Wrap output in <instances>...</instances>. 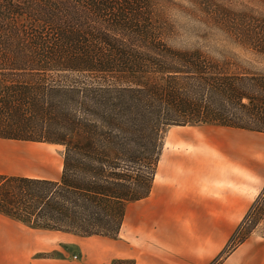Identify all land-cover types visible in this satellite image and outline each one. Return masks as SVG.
<instances>
[{"label": "trees", "instance_id": "1", "mask_svg": "<svg viewBox=\"0 0 264 264\" xmlns=\"http://www.w3.org/2000/svg\"><path fill=\"white\" fill-rule=\"evenodd\" d=\"M251 41L264 53V34ZM233 65L171 45L152 0H0V138L65 147L57 180L0 174V213L118 237L127 203L152 190L168 128L264 133V73Z\"/></svg>", "mask_w": 264, "mask_h": 264}, {"label": "crops", "instance_id": "2", "mask_svg": "<svg viewBox=\"0 0 264 264\" xmlns=\"http://www.w3.org/2000/svg\"><path fill=\"white\" fill-rule=\"evenodd\" d=\"M225 129L249 131L233 127L217 129L218 134H211L212 129L174 131L163 147L150 194L127 203L116 238L83 236L75 251L69 246L61 250V245L69 244L67 235L73 234L62 237L63 232L32 228L0 213V264H111L114 259L213 264L264 185V172L257 164L231 159L240 147L228 149L221 143L220 131ZM5 156L14 162L19 155L13 150ZM43 170L47 174L30 176L55 180L61 176L54 168ZM58 249L59 257L37 256ZM220 264H264V237H249Z\"/></svg>", "mask_w": 264, "mask_h": 264}, {"label": "rangeland", "instance_id": "3", "mask_svg": "<svg viewBox=\"0 0 264 264\" xmlns=\"http://www.w3.org/2000/svg\"><path fill=\"white\" fill-rule=\"evenodd\" d=\"M152 1L157 13L161 16L165 36L171 45L179 48H200L211 58L229 60L232 65L234 64L233 68L264 73V53L259 51L261 44L251 41L253 38L260 40L264 34V0ZM203 129H212L211 134H218L217 129L224 130V127L220 128V126L212 124L171 126L165 134L164 143L169 144L168 138L174 131ZM229 130L220 131L223 137L221 143L227 145L228 149L231 145L240 147L237 150L238 156L231 159L243 160L244 164L251 162L254 165L257 164L263 173L264 133L230 132ZM13 150L19 155L15 157L14 162L5 156L6 153ZM64 152L65 147L56 143L29 140H15L13 143H8L0 140V166L6 170V175L9 173L23 176L47 174L43 168L48 167L54 168L61 174ZM40 156L42 158L39 160ZM56 171L53 172L56 173ZM261 194L262 196L254 208L253 205ZM259 196L245 214L227 248L223 250L224 260L239 247L234 250L230 249L239 237L245 234H248L249 237H264V185ZM59 234L64 237L65 233ZM67 238L70 245L63 244L60 249L63 250L69 246L75 251L76 243L81 241L83 236L73 234L67 235ZM61 254L58 249L38 253L37 256L55 258ZM120 264H131V262L125 261Z\"/></svg>", "mask_w": 264, "mask_h": 264}, {"label": "built area", "instance_id": "4", "mask_svg": "<svg viewBox=\"0 0 264 264\" xmlns=\"http://www.w3.org/2000/svg\"><path fill=\"white\" fill-rule=\"evenodd\" d=\"M75 257H77V256H75Z\"/></svg>", "mask_w": 264, "mask_h": 264}]
</instances>
